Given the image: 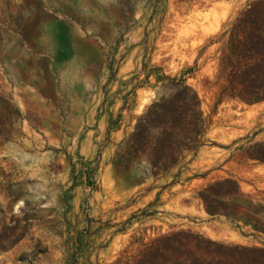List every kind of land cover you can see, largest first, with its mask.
<instances>
[{"label":"rangeland","instance_id":"1","mask_svg":"<svg viewBox=\"0 0 264 264\" xmlns=\"http://www.w3.org/2000/svg\"><path fill=\"white\" fill-rule=\"evenodd\" d=\"M256 226L264 0H0V264H264Z\"/></svg>","mask_w":264,"mask_h":264},{"label":"trees","instance_id":"2","mask_svg":"<svg viewBox=\"0 0 264 264\" xmlns=\"http://www.w3.org/2000/svg\"><path fill=\"white\" fill-rule=\"evenodd\" d=\"M257 214H259L260 212H256ZM258 230H262L264 231V228L260 227V226H256Z\"/></svg>","mask_w":264,"mask_h":264}]
</instances>
